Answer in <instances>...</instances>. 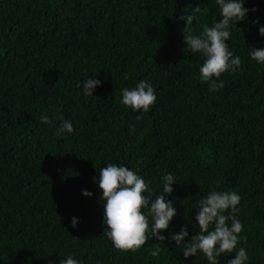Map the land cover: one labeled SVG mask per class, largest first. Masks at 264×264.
<instances>
[{"label": "trees", "instance_id": "obj_1", "mask_svg": "<svg viewBox=\"0 0 264 264\" xmlns=\"http://www.w3.org/2000/svg\"><path fill=\"white\" fill-rule=\"evenodd\" d=\"M244 7L246 20L225 41L242 70L222 74L224 87L213 92L178 18L193 15L198 35L222 18L216 0H0V264L69 256L80 264H208L183 250L211 190L241 197L238 247L248 264H264V65L250 56L264 48V0ZM92 77L101 84L86 97L84 79ZM142 80L157 99L137 120L141 111L124 106L121 91ZM57 115L72 122L71 134L54 135ZM109 163L139 169L150 199L165 175L176 178L166 199L177 215L160 233L164 241L150 237L137 252H121L104 235L98 180ZM181 226L188 236L177 246Z\"/></svg>", "mask_w": 264, "mask_h": 264}, {"label": "clouds", "instance_id": "obj_2", "mask_svg": "<svg viewBox=\"0 0 264 264\" xmlns=\"http://www.w3.org/2000/svg\"><path fill=\"white\" fill-rule=\"evenodd\" d=\"M216 3L219 5L222 18L212 26L203 25V30L198 35L193 34L191 27L196 19L193 15L178 18L185 21L182 31L187 48L192 53H199L204 57L199 69L200 77L202 81L209 83V90L213 92L224 87V81L220 80L222 74L242 70L241 59L234 57L229 50V44L225 41L230 40V28L235 27L237 22L246 20L249 12V9L244 7V0H216ZM195 11L199 12L200 8L196 7ZM258 32L264 36V26L259 27ZM250 56L264 65V48H253ZM100 84L101 81L95 77L84 79L81 93L86 97H92L94 89ZM77 87H81L80 82ZM155 92L150 82L142 80L135 88L122 89L121 103L133 111H141V116H137V120H140L143 113H147L156 103ZM56 119L61 123L54 133L55 136L60 137L74 131L71 121L64 120L60 115H57ZM41 121L44 124H52V120L47 116H42ZM138 171L139 169L134 171L109 163L99 174L98 186L102 191L100 198L105 201L103 222L107 231L104 235L121 252H137L150 237L164 241L166 237L160 233L169 227V222L177 215L173 202L166 199L174 191L172 185L176 178L171 173L165 175L162 190L155 194L154 199H150L154 193L149 184L137 174ZM82 194L92 195L87 191H83ZM240 200L241 197L235 191L211 190L198 202L195 217L198 233L187 242L185 238L188 231L185 226H181L178 234H173L172 240L177 246L185 242L183 250L185 258L202 253L208 264H218L219 256H227L235 251V258L229 260L228 264H248L246 249L238 247L241 241L240 233L244 227L235 215L239 212ZM71 224L73 227L76 226L75 217L71 219ZM160 251V247L157 246L150 255L157 256ZM60 264H80V261L69 256L61 260Z\"/></svg>", "mask_w": 264, "mask_h": 264}]
</instances>
